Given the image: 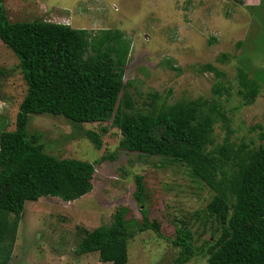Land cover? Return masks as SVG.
Wrapping results in <instances>:
<instances>
[{
  "label": "rangeland",
  "instance_id": "1",
  "mask_svg": "<svg viewBox=\"0 0 264 264\" xmlns=\"http://www.w3.org/2000/svg\"><path fill=\"white\" fill-rule=\"evenodd\" d=\"M4 6L10 21L44 19L77 28L124 31L132 39L124 80L132 83L128 90L140 104L151 91L169 103L210 98L214 75L201 66L212 63L226 72L225 83L231 86L224 104L233 140L264 143L259 138L264 132V0H4ZM222 52L230 55L229 61L217 59ZM166 58L179 70L169 68ZM240 67L259 85L249 105H242L237 93ZM26 89L19 58L0 39V95L7 104L10 130L15 129ZM87 130L100 133V148L86 136ZM27 131L41 134L45 152L88 160L95 171L92 189L74 201L47 196L25 202L8 264H110L101 262L98 252L77 254L74 248L78 226L91 230L110 224L117 210L130 232L126 264H176L179 248L169 238L180 223L192 230L194 244L204 247L179 264H210L207 247L215 242L218 227L203 210L213 191L191 177L184 165L163 166L160 157L119 148L121 134L112 120L75 123L63 116L31 114ZM214 134L220 143L224 136L220 123ZM102 156L106 158L99 161ZM137 175L145 187L144 207L150 219L160 222L162 236L140 229L143 206L134 197Z\"/></svg>",
  "mask_w": 264,
  "mask_h": 264
},
{
  "label": "trees",
  "instance_id": "2",
  "mask_svg": "<svg viewBox=\"0 0 264 264\" xmlns=\"http://www.w3.org/2000/svg\"><path fill=\"white\" fill-rule=\"evenodd\" d=\"M0 39L19 58L27 85L14 130L8 129L6 112L0 114V264L12 258L26 201L47 196L74 201L93 185L94 163L45 152L41 134L27 131L31 114L63 116L75 123L112 120L121 134L119 148L160 157L163 166L184 165L191 177L213 191L203 210L218 227L215 242L207 247L209 263L264 264V143L233 140L224 104L231 96L226 72L212 63L201 66L214 75L210 98L169 103L151 91L140 104L128 90L132 83L124 80L132 39L120 29L77 28L44 19L10 21L0 0ZM217 59L229 61L230 55L222 52ZM165 62L179 70L171 58ZM236 77L241 104L253 103L259 85L243 67ZM216 123L224 130L220 143L215 140ZM85 133L96 148L102 146L99 132ZM259 138L264 142V132ZM135 182L134 197L143 206L140 229L162 236L160 222L150 219L144 207L142 176ZM77 228V254L98 252L103 263L126 264L130 232L121 211L110 224ZM169 240L179 248L176 264L204 247L194 244L192 230L184 223Z\"/></svg>",
  "mask_w": 264,
  "mask_h": 264
},
{
  "label": "built area",
  "instance_id": "3",
  "mask_svg": "<svg viewBox=\"0 0 264 264\" xmlns=\"http://www.w3.org/2000/svg\"><path fill=\"white\" fill-rule=\"evenodd\" d=\"M7 107L6 101L0 98V114H2Z\"/></svg>",
  "mask_w": 264,
  "mask_h": 264
}]
</instances>
